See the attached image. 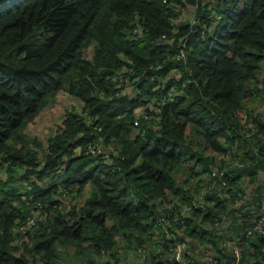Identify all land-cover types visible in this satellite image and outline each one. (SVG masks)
<instances>
[{
    "label": "trees",
    "instance_id": "trees-1",
    "mask_svg": "<svg viewBox=\"0 0 264 264\" xmlns=\"http://www.w3.org/2000/svg\"><path fill=\"white\" fill-rule=\"evenodd\" d=\"M193 7L183 62L167 40L188 35L172 19ZM129 69L121 95L112 78ZM60 93L80 109L45 145L23 137ZM263 122L264 0H0V264H127L117 244L147 246L138 264H178L180 242L191 264H264V237L246 234L261 210ZM95 142L111 164L74 155ZM36 202L43 218L22 235Z\"/></svg>",
    "mask_w": 264,
    "mask_h": 264
},
{
    "label": "built area",
    "instance_id": "built-area-1",
    "mask_svg": "<svg viewBox=\"0 0 264 264\" xmlns=\"http://www.w3.org/2000/svg\"><path fill=\"white\" fill-rule=\"evenodd\" d=\"M173 7H177V4H174ZM199 21V18H197V14H196V8L193 7L191 8L188 12L183 11L182 14L180 13L179 16L175 17L174 19H172V22L174 23L175 28H173L172 30V34H177L178 29L176 28L178 25H180L181 23H186L189 25V32L188 35L182 37L179 41V45L178 44H174V41L172 42V39L167 40V42L174 47L177 48V56L176 59L177 60H181V61H186V53H185V48H186V44L188 43V38L191 34L194 33L193 30V26L195 24H197ZM164 38V37H163ZM165 41V39H164ZM134 71L132 69L127 70L126 74L123 76L121 75L118 78H112V81L115 84L119 85V93L121 95H124L127 93V95H130V91L133 87V85L135 84L136 79H133L134 77ZM173 91V90H172ZM174 99V95H172L171 97L168 98V101H172ZM163 103L161 102L158 107L157 105H155L154 103L151 104L150 106H148V113H152L154 115H158L161 112V107H163ZM69 105L67 106V110L66 113H68L69 111H74L75 109H80L79 108H75V106L69 101L68 103ZM161 105V106H160ZM142 116L144 117V119L148 118V115L146 112L142 111L141 112ZM264 123V122H263ZM135 126L137 125V122H135L134 124ZM73 153L74 155H79L84 154L85 156H91L93 159H97L98 157H102L105 160L109 161V164H111V159L109 158V156L107 155L106 151H104V149L101 147L100 143L95 142L92 144H88L85 147L81 148H74L73 149ZM222 176V174H220ZM219 175V176H220ZM214 176V174H213ZM262 183V187H261V194H260V206H261V210L260 213L258 214L257 220L254 223V226L251 229H247L246 234L248 237H264V179H261ZM52 183V181H45L42 184V187H49V184ZM26 190H30V186L26 185L25 186ZM60 193L59 195L54 199V200H61L63 202V204H68L71 201L70 196L68 195V193L63 190V189H59ZM194 208H200V209H204V206L196 203L194 205ZM43 205L41 202H36L34 204V206L32 207V214L30 217L26 218L24 223L17 229L18 232L22 235H25L28 231L32 230V228H34L36 226L37 223L41 222L42 218H43ZM167 219H165V215H163L160 218V222L162 221L165 226L164 227V234L166 236V240L169 239V234H168V230H169V225L166 222ZM161 222V223H162ZM217 227H214L216 230L218 231H224L225 227H223V224H221L220 222H216L215 224ZM231 251L233 252L234 256L236 257L237 260H240L243 258L242 256V246L238 243L232 245L230 247ZM149 250V248L147 246H143V247H139L136 249L135 251V255H136V259L137 262L140 263V261L144 260L146 258V254L147 251ZM173 249H171V252L173 254L174 259L178 262V264H191L189 261H187L184 256L186 255V250H187V245L185 242H180L175 246V250L172 251Z\"/></svg>",
    "mask_w": 264,
    "mask_h": 264
},
{
    "label": "rangeland",
    "instance_id": "rangeland-1",
    "mask_svg": "<svg viewBox=\"0 0 264 264\" xmlns=\"http://www.w3.org/2000/svg\"><path fill=\"white\" fill-rule=\"evenodd\" d=\"M41 34V30H38L32 40L41 41ZM69 101L75 106V108L80 107L78 100L69 96H65L62 93L57 94L42 108L37 117L25 128V130L21 133L22 136L30 140L36 139L38 142L45 145L47 139L55 133L54 130L56 129V127L61 124V120L66 114ZM159 211L168 215L170 220H172L173 222L177 221L175 215H169L167 206H161ZM108 224L110 225L111 222L109 221ZM117 248V253H119L120 259L124 260V262H126L127 264L139 263L137 262L135 252H132V249L123 251V249L120 248L118 244Z\"/></svg>",
    "mask_w": 264,
    "mask_h": 264
},
{
    "label": "crops",
    "instance_id": "crops-1",
    "mask_svg": "<svg viewBox=\"0 0 264 264\" xmlns=\"http://www.w3.org/2000/svg\"><path fill=\"white\" fill-rule=\"evenodd\" d=\"M132 262H134V261H132Z\"/></svg>",
    "mask_w": 264,
    "mask_h": 264
}]
</instances>
